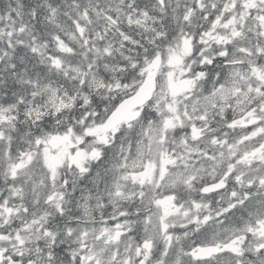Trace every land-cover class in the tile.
Wrapping results in <instances>:
<instances>
[{
  "label": "snow or ice",
  "instance_id": "obj_1",
  "mask_svg": "<svg viewBox=\"0 0 264 264\" xmlns=\"http://www.w3.org/2000/svg\"><path fill=\"white\" fill-rule=\"evenodd\" d=\"M0 264H264V0H0Z\"/></svg>",
  "mask_w": 264,
  "mask_h": 264
}]
</instances>
